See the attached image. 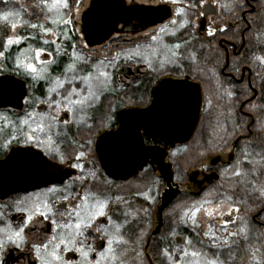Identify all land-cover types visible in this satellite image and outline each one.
Segmentation results:
<instances>
[{"label": "flooded vegetation", "instance_id": "flooded-vegetation-1", "mask_svg": "<svg viewBox=\"0 0 264 264\" xmlns=\"http://www.w3.org/2000/svg\"><path fill=\"white\" fill-rule=\"evenodd\" d=\"M79 1L68 0L69 11L37 7L41 0H0V77H10L17 105L0 106V264H60L48 255L53 244L65 264H264V0H87L77 27ZM91 4L102 24L93 46L81 32ZM10 37L21 42L8 46ZM144 42L148 49L138 50ZM108 46L110 58L91 57ZM30 58L46 69L45 79L18 67ZM77 70H86L84 78ZM57 80L64 88L50 91ZM162 83L168 98L157 100ZM66 90L78 93L71 105ZM126 109L135 111L128 120L120 114ZM49 113L56 121L44 119L52 126L33 133ZM108 132L120 138L117 173L97 151ZM45 202L50 219L34 217L17 247L9 237ZM100 203L107 215L81 229L75 244H61L73 230L51 220L75 224V211L86 217ZM212 203L226 209L206 208Z\"/></svg>", "mask_w": 264, "mask_h": 264}, {"label": "snow or ice", "instance_id": "snow-or-ice-1", "mask_svg": "<svg viewBox=\"0 0 264 264\" xmlns=\"http://www.w3.org/2000/svg\"><path fill=\"white\" fill-rule=\"evenodd\" d=\"M37 7H41V8L42 7H55V8L67 9V10L70 11V4H69L68 0H53V3H52L51 6H49L45 2V0H41V2L37 4ZM3 18L5 20H7L8 19V16H4ZM62 22H63V24L67 25V24L71 23L72 21L70 19H65ZM52 23L55 24V23H57V21L56 20H53ZM16 26L17 25L14 22L12 24V27L15 28ZM30 26L32 28H37L38 27L37 24H31ZM51 34L52 35H55L54 32L51 33ZM209 34L211 35L212 33H209ZM154 38L155 37H153V39ZM20 42L21 41H20L19 38H11L10 37V38L7 39L6 44L8 46H11V45H14V44H19ZM44 43L45 44H48L49 41L48 40H45ZM51 43L52 44H55L56 41L55 40H52ZM0 56H3V53L2 52H0ZM39 57H40V53L37 51L36 54H35V59L39 60ZM77 59H80V57H77ZM21 66H23L26 69L30 70L31 73H36L37 72V68L32 63L18 64V67H21ZM68 70L69 71H72L73 70V65L70 64L68 66ZM41 71H46V69H43ZM100 75L101 76H106L107 74L102 72V73H100ZM39 78L43 79V76H40ZM69 83H70V81H69ZM3 88H4V83L3 82H0V92L3 91ZM57 88H64V83L61 82V81H59V80H57L56 87L50 89V91L56 92ZM73 94H77L78 95V93L67 92V90H66L65 100L68 101V104L69 105H71L73 103V101H71V99H70L71 95H73ZM89 95H92V93H89ZM83 102L84 101H76L75 103H83ZM47 104H48V106H54V107H56L58 109V111L61 110L60 109V104L57 101L49 100L47 102ZM62 110L65 111V112H70L72 109H71V107H66V108H64ZM44 119H48V120L54 122L57 119V115L56 114L49 113L46 116H42L41 121L40 122H37L36 128L32 129L33 133H35L36 131L44 132L45 129H46V127H51L52 126V125H45L43 123V120ZM24 123L27 124L28 121L25 120ZM64 123H67V121L65 120ZM48 139H49V142L51 143V137H49ZM78 159H79V157H78ZM52 191H55V189H53ZM65 199H67V198H65ZM80 207H81L80 205H77L76 206V208H80ZM105 207H106V205L104 203H100L97 211H95V212H89L86 217L85 216H81V214H80L79 211H75V215H76V217L78 219V222H76L75 224H72V223L67 222V221L64 222V223H57L56 220H51V223L57 224V227L58 228H61V229H72L73 230L74 235H69V236H66V237H61L60 238V243L61 244H64L65 241L67 240V244L68 245L75 244L77 242L76 239H75V235H82L83 234V232L81 231V229H83V228H91L93 222L95 221V219L98 216H106L107 215L106 212H105ZM30 211L32 212V215H29L27 217V222H25L24 225L22 227H20L19 230L14 233V238H13V236H10L9 237V240H11L13 243H15L17 247L20 246V243H23L24 242V232H25V228L28 227V224L33 221L34 217H41V218H44L46 220L47 219H50L48 217L47 213H51L52 212V207H50L49 204L45 202V203L42 204V206L41 205H37L34 208L30 209ZM55 215L59 216L60 218H63L65 216V212L57 211L55 213ZM67 215L70 217V216L73 215V213L68 212ZM194 215H195V213H193V216ZM209 215H211V213H209ZM53 239H56V238L54 237ZM51 243H52L51 240L48 243H43L42 244V247L45 250H47L49 248V244H51ZM108 243H109V251L111 252L112 251V249H111L112 241L109 240ZM2 247H3V244H0V248H2ZM57 247H59V245L53 244L52 245V251L50 253H48V255L51 256L53 259L59 261L60 264H65V262L63 261V259L61 258V256L57 254V251H56ZM68 250L69 251H79L80 254H81V256H83L85 258H87V256H88V253L86 251H84L83 248H79V249H77V248H69ZM35 251L37 253H40V251H41L40 246H36L35 247ZM193 255H195V253H193ZM43 264H51V260L44 259L43 260ZM211 264H215V262L213 261V262H211Z\"/></svg>", "mask_w": 264, "mask_h": 264}, {"label": "water", "instance_id": "water-1", "mask_svg": "<svg viewBox=\"0 0 264 264\" xmlns=\"http://www.w3.org/2000/svg\"><path fill=\"white\" fill-rule=\"evenodd\" d=\"M96 9H97V6L91 4V6L83 13V16H82L81 32L89 46H93L96 42L99 43V41H95V40H97L98 38L97 36L99 35L102 29V24L100 23V21H98V19L92 16V14L94 13ZM200 30H202V26L199 27L198 31ZM130 70L131 68L126 67L120 70L119 72L122 73L123 71H125L127 73ZM0 82L4 83L3 91L0 92V106L16 107L17 106L16 100L12 94V92L16 90V88L11 86L12 84H10V77L2 76L0 77ZM169 90H170V86L168 84H164V83L160 84V86H158L157 91H156L157 100H160L162 98H165V99L168 98L167 92ZM156 105L158 106L157 103ZM120 114L124 116V119L128 120L129 117L134 116L135 111L131 109H126V110H122ZM118 137L119 135L117 133H113V132L105 133L101 136L98 142V146H97V151H98L99 157L102 161L104 168L107 169L109 172H113V173L119 172L117 170H119L120 168L119 160L116 158V156H119L121 154V149H120L121 145L118 143V139L120 138ZM105 141H107L105 144H107L108 146L107 155L109 156V158L107 157L106 159L103 158V152L101 151V146L104 144ZM124 159H125V164H128L130 166L133 165L132 159L128 158L127 156H125ZM137 160L138 158L135 159V161ZM139 161L141 164L142 161L140 160V158H139ZM157 164H158V168L160 172L165 175L166 181L170 182L171 176H172L170 165L164 164L163 161H161V157L158 160ZM165 205L166 203H162L158 207V211L160 212L164 208Z\"/></svg>", "mask_w": 264, "mask_h": 264}, {"label": "rangeland", "instance_id": "rangeland-1", "mask_svg": "<svg viewBox=\"0 0 264 264\" xmlns=\"http://www.w3.org/2000/svg\"><path fill=\"white\" fill-rule=\"evenodd\" d=\"M141 2L142 1H147V0H140ZM86 2L87 0H80L75 8L76 10V23H77V27H78V23H79V13L80 11L84 8V6L86 5ZM145 37H147V35H145ZM141 43V42H140ZM138 50H147L148 49V45L146 44V42H144V44H141L138 48ZM104 50V49H103ZM90 52V51H89ZM113 55V50L108 46L104 52H101L100 49L98 48H95L94 51L92 52L91 54V57L92 58H98L99 56H106V57H111ZM29 63H32L33 65H36L37 66V72L36 73H29V76L33 77L36 81L40 80L41 78H39L40 76H43V79H45V71H41L43 70V68H40L39 69V64H35V62H33V58H30L29 59ZM99 82V81H98ZM91 89H94L96 91V88H91ZM90 92V90H89ZM109 96V95H108ZM84 97V95H83ZM112 108H113V103L111 101H108V105H107V113H110L112 112ZM187 165L191 166L190 164L193 162H190V161H187ZM223 204V203H221ZM221 204H217V203H212V204H209L206 208L208 209H226L225 206L221 205Z\"/></svg>", "mask_w": 264, "mask_h": 264}, {"label": "trees", "instance_id": "trees-1", "mask_svg": "<svg viewBox=\"0 0 264 264\" xmlns=\"http://www.w3.org/2000/svg\"><path fill=\"white\" fill-rule=\"evenodd\" d=\"M131 53V51L129 52V54ZM127 55H128V53L126 52L125 54H124V57H127ZM126 59V58H125ZM84 64V63H83ZM82 64V65H83ZM113 64V63H112ZM111 65V64H110ZM115 65L113 64V67H114ZM86 75V70L85 71H83V73H81V72H79L78 70H77V77H80V78H84V76ZM108 76L110 77L111 76V72H109L108 73ZM76 80L78 81L79 79L78 78H76ZM114 87H111V86H108V92H109V94L110 93H112V92H114V89H113ZM115 93V92H114Z\"/></svg>", "mask_w": 264, "mask_h": 264}]
</instances>
